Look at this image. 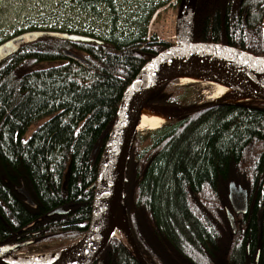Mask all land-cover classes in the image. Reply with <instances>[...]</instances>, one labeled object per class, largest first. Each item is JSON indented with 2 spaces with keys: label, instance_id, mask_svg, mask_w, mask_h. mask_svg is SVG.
<instances>
[{
  "label": "trees",
  "instance_id": "obj_1",
  "mask_svg": "<svg viewBox=\"0 0 264 264\" xmlns=\"http://www.w3.org/2000/svg\"><path fill=\"white\" fill-rule=\"evenodd\" d=\"M73 2L99 13L117 0ZM154 8L134 20L128 34L52 27L95 39L44 36L0 62V244L36 232L64 248L87 231L124 92L171 46L147 31ZM189 37L264 57V0H198ZM66 49L86 63L68 58ZM172 81L150 102L197 103L190 101L189 86H169ZM232 180L248 191V212L235 215L236 232L227 215ZM22 185L36 207L26 203ZM123 203L148 264H264V99L216 104L135 132ZM60 207L68 211L48 215ZM101 258L104 264H141L123 233L110 239Z\"/></svg>",
  "mask_w": 264,
  "mask_h": 264
},
{
  "label": "water",
  "instance_id": "obj_2",
  "mask_svg": "<svg viewBox=\"0 0 264 264\" xmlns=\"http://www.w3.org/2000/svg\"><path fill=\"white\" fill-rule=\"evenodd\" d=\"M197 3L198 0H188L185 11L179 17L178 30L182 44L169 47L152 58L127 87L102 154L95 184L92 217L87 234L82 241L75 245L73 253L62 264H104L100 256L112 237L110 235L111 224L118 209H121L126 225V229L122 232L125 234L135 256L141 264H148L141 254L130 229L127 208L123 203L124 175L130 144L136 130L134 126L140 119V112L144 103H150V97L153 93H149L151 84L164 70L174 63L189 59L201 58L221 61L246 75L258 87L263 94L261 97L264 98V57H257L235 47L217 43H189V22ZM42 36H55L74 41H90L93 39L79 33L46 29L28 30L0 43V62L17 51L22 44L35 41ZM64 54L80 64L86 63L81 56L70 50H64ZM219 103L222 102H209L184 107L179 109L178 114H190ZM19 191L24 195L30 206H36L24 186ZM229 200L234 214L239 215L248 212V191L246 188L238 186L234 180L229 184ZM64 211L63 208H58L48 213V215ZM234 214L227 208V215L232 229L236 232ZM19 245L23 244L19 243ZM17 246L18 243L0 245V264H8L3 261L2 257L9 256L10 253L16 251ZM258 257L259 255H257V261Z\"/></svg>",
  "mask_w": 264,
  "mask_h": 264
},
{
  "label": "rangeland",
  "instance_id": "obj_3",
  "mask_svg": "<svg viewBox=\"0 0 264 264\" xmlns=\"http://www.w3.org/2000/svg\"><path fill=\"white\" fill-rule=\"evenodd\" d=\"M161 3L164 5L158 7ZM179 5L178 0H117L113 8L103 11L101 9L99 13H95V11L81 10L73 0H0V42L19 30L30 28L84 30L97 35H105L113 29L115 35L128 34L136 29L133 21L140 19L141 16H148L154 7L146 27L147 31L156 33L163 39H171L176 34L179 17L184 9ZM174 81L169 86H189L187 91L192 102L206 103L217 100L214 97L215 88L209 83H185L181 79ZM147 130L144 128L140 132ZM37 234L34 232L29 236L30 240H35L36 243L21 246L20 249L29 253L62 247V243L56 240H44L46 238L41 240ZM114 237H121L120 231Z\"/></svg>",
  "mask_w": 264,
  "mask_h": 264
},
{
  "label": "bare ground",
  "instance_id": "obj_4",
  "mask_svg": "<svg viewBox=\"0 0 264 264\" xmlns=\"http://www.w3.org/2000/svg\"><path fill=\"white\" fill-rule=\"evenodd\" d=\"M172 79H181L185 83H209L215 88L214 97L218 101L228 103H241L263 95L258 87L235 67L221 61L201 58L184 60L169 66L153 81L149 93ZM178 113L179 109L176 107L145 102L141 108L140 119L134 127L138 130L155 129L175 118ZM125 229L121 209H118L111 224L110 235L117 236L119 231ZM73 251L74 249L70 248L38 255L3 257V261L8 264H62Z\"/></svg>",
  "mask_w": 264,
  "mask_h": 264
},
{
  "label": "flooded vegetation",
  "instance_id": "obj_5",
  "mask_svg": "<svg viewBox=\"0 0 264 264\" xmlns=\"http://www.w3.org/2000/svg\"><path fill=\"white\" fill-rule=\"evenodd\" d=\"M15 241H18V242H20V241H25V240H19V239H17V240H15ZM20 250L18 249V251H16L15 253H17V252H19Z\"/></svg>",
  "mask_w": 264,
  "mask_h": 264
}]
</instances>
